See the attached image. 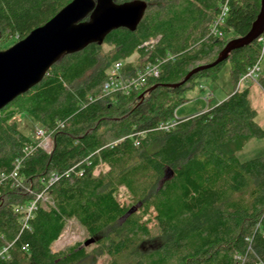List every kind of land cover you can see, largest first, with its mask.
Segmentation results:
<instances>
[{
	"label": "trees",
	"instance_id": "16d2710c",
	"mask_svg": "<svg viewBox=\"0 0 264 264\" xmlns=\"http://www.w3.org/2000/svg\"><path fill=\"white\" fill-rule=\"evenodd\" d=\"M71 1L0 0V48L26 38ZM143 1L147 9L135 31L120 28L106 37L114 58L97 43L64 55L41 83L0 111V264H97L101 256L106 264H264V155L247 161L238 155L249 140H264V127L250 88L236 87L259 60V44L235 50L178 88L164 87L213 63L228 42L246 35L261 0H231L223 38L211 34L223 0ZM134 53L140 59L123 65L124 78L149 64L159 76L130 94L106 92L109 69ZM227 65L228 97L177 118L190 101L185 91L216 81ZM259 84L264 91V72ZM19 115L51 133L50 152L20 131ZM101 164L109 171L95 176ZM120 185L134 199L127 208L117 199ZM46 194L49 203L38 199ZM137 205L143 212L155 207L154 229L141 213L129 214ZM74 219L94 253L87 252L88 240L53 251Z\"/></svg>",
	"mask_w": 264,
	"mask_h": 264
},
{
	"label": "water",
	"instance_id": "95a60500",
	"mask_svg": "<svg viewBox=\"0 0 264 264\" xmlns=\"http://www.w3.org/2000/svg\"><path fill=\"white\" fill-rule=\"evenodd\" d=\"M146 9L147 3L143 0L120 4L115 0H72L26 38L0 50V111L41 83L64 55L80 52L90 44L102 45L114 30L125 28L135 31ZM263 32L264 0H261L260 12L246 35L228 42L213 63L196 67L182 82L164 87L175 89L184 85L195 74L219 65L235 50L254 43ZM156 88L154 86L150 91ZM134 211L136 208H132L129 214ZM91 243L92 240H88L85 245Z\"/></svg>",
	"mask_w": 264,
	"mask_h": 264
},
{
	"label": "rangeland",
	"instance_id": "374dc122",
	"mask_svg": "<svg viewBox=\"0 0 264 264\" xmlns=\"http://www.w3.org/2000/svg\"><path fill=\"white\" fill-rule=\"evenodd\" d=\"M160 36L158 38H152L149 40L148 43L155 44L159 40ZM11 41V40H10ZM11 45H9L7 48L11 47L15 43L9 42ZM0 44H2V40H0ZM3 46L5 47V43L3 42ZM7 48H0V50H5ZM101 52L103 54H107L108 56L114 58V54L116 53V49L109 44H103L101 48ZM139 54L134 53L132 56L128 58H123L122 63L125 65L126 63H138L139 61ZM115 65V64H114ZM114 65L109 69L111 72ZM230 67L227 65L223 67L218 74V79L216 81L211 80H204L202 81L201 85H198L193 88L185 91L183 94L184 97H188V102L181 105L176 110V117L177 118H183L189 115H193L196 113H199L201 111H205L211 107H214L224 99L228 97V95L231 93L233 86L230 81V73H229ZM114 70V69H113ZM264 72V59L261 61V73ZM243 77V76H242ZM242 77L238 83V85L241 86L240 88L249 87L251 90V100L254 105V107L258 111V123L264 127V91L259 84V79L255 81H242ZM238 85L236 87H238ZM15 121L18 124V127L21 132H23L25 135L30 137L31 139H34L37 141V145L44 149L43 146L46 144V139L43 137H40L39 130L42 128L39 126L37 122L33 118H31L28 115H19L15 118ZM43 130V129H42ZM48 139V138H47ZM241 161H247L255 157H259L264 155V140L260 139H251L245 146V148L238 154ZM109 171V167L106 164L99 165L95 171L94 175L98 176L102 172L106 173ZM168 178L171 177V174H168ZM166 175V176H167ZM19 184V183H18ZM44 203H49V197L46 194L45 196H42L41 198ZM117 199L120 202V204L124 207H129L131 204H134V199L132 194L130 193L129 189L125 185H120L118 187L117 191ZM138 206V205H137ZM140 207L136 208L135 212L141 213L142 221L146 222L148 226L151 229H154L157 225L156 219L158 216V212L155 209L154 206L150 208L149 212H143V210L139 209ZM90 240V237L86 231V229L77 221V220H70L66 224V228L62 236L57 240L53 246L52 249L55 252L63 251L68 246H73L77 243H84L85 241ZM154 244L153 246L155 247ZM153 246H149L152 248ZM96 249V245L92 243L91 245L87 246V252L92 254L94 253V250ZM108 262L107 256H101L97 260V264H106Z\"/></svg>",
	"mask_w": 264,
	"mask_h": 264
},
{
	"label": "built area",
	"instance_id": "2783aa9c",
	"mask_svg": "<svg viewBox=\"0 0 264 264\" xmlns=\"http://www.w3.org/2000/svg\"><path fill=\"white\" fill-rule=\"evenodd\" d=\"M230 2L231 0H223L221 4L220 14L218 19L211 27V34L213 36L223 38L224 32L220 29V25L225 21L226 16L230 11ZM257 43L260 46V57L259 60L248 69V71L243 75L242 81H255L258 80L261 75V61L264 59V32L257 38ZM114 69V70H113ZM112 71L110 72L109 81L105 84V91L106 92H121L125 94H130L132 91L141 89L144 86L147 78L149 77H158L160 74V69L157 65L149 64L147 65L143 71H141L136 77L134 78H124L122 75L123 63L118 62L114 65ZM238 85V87L241 86ZM40 137L46 139V144L43 146L46 152H50L53 148V139L51 133L47 132L46 130H39ZM48 138V139H47ZM58 176H55L53 180H57ZM42 198L39 196L38 199ZM36 209V202H32L28 208L26 209L25 213L27 219H29L32 213ZM62 236V235H61ZM8 248L4 249V252L7 251Z\"/></svg>",
	"mask_w": 264,
	"mask_h": 264
}]
</instances>
